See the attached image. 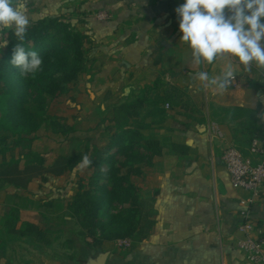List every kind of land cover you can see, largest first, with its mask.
<instances>
[{
    "label": "crops",
    "instance_id": "obj_1",
    "mask_svg": "<svg viewBox=\"0 0 264 264\" xmlns=\"http://www.w3.org/2000/svg\"><path fill=\"white\" fill-rule=\"evenodd\" d=\"M70 1L79 2L86 27L99 32L95 38L104 53L98 70L108 67L114 81L128 80L134 100L145 97L142 132L157 140L161 150L147 169L152 229L143 240H133L127 255L114 258L113 264H252L238 247L244 237L238 226L248 212L264 247V184L254 199L232 187L222 152L234 146L252 163L264 159V138L254 136L255 128L264 131V70L253 65L245 73L233 62L241 85L213 95L193 77L199 71L219 75L228 61L192 62L190 48L179 42L175 10L184 0ZM106 47H115L128 75L118 70V60H108ZM255 140L262 152L251 151ZM8 170L0 169V264L4 224L15 213L10 211Z\"/></svg>",
    "mask_w": 264,
    "mask_h": 264
},
{
    "label": "trees",
    "instance_id": "obj_2",
    "mask_svg": "<svg viewBox=\"0 0 264 264\" xmlns=\"http://www.w3.org/2000/svg\"><path fill=\"white\" fill-rule=\"evenodd\" d=\"M5 35L7 45L0 56V134L6 131L16 138L6 141L0 135V169L3 171L34 154L24 151L27 147L23 142L28 139L18 133L36 129L44 120L45 98L63 94L68 84L84 71L88 37L59 16L37 20L28 26L23 46L36 51L43 63L39 71L22 76L20 70L10 64L14 46L19 41L10 30H6ZM145 100L141 97L128 103L123 120L115 122L114 131H110L101 147H96L90 137L75 138L71 141L70 153L61 156L62 172L73 171L85 155L91 160L90 165L82 167L84 173L77 178L74 193L67 203L82 228L88 248L99 249L104 242L127 237L140 241L152 229L151 211L141 198V187L134 180L161 155L159 142L142 132L144 120L137 121ZM130 119H134V126ZM255 130L256 138H264V131ZM33 161L42 164L41 155L35 156ZM116 205L119 211L110 212ZM17 221V217L11 215L4 224L6 230L39 243H49L47 229L31 222H24L21 229H16Z\"/></svg>",
    "mask_w": 264,
    "mask_h": 264
},
{
    "label": "rangeland",
    "instance_id": "obj_3",
    "mask_svg": "<svg viewBox=\"0 0 264 264\" xmlns=\"http://www.w3.org/2000/svg\"><path fill=\"white\" fill-rule=\"evenodd\" d=\"M78 3L70 0H28L29 25L42 18L59 16L88 37L85 41L84 71L68 84L63 94L45 98L44 120L36 129L18 133L28 139L23 142L27 147L24 151L30 150L34 154L21 158L16 166L8 170L11 174L8 177L10 211H15L11 214L47 229L49 243H39L5 230L2 234L6 243L3 264H100L99 260L104 255V264H113L114 258H124L133 246V240L127 248L119 247L114 240L105 246H102L103 243L99 249L88 248L77 218L72 216L67 207L77 178L84 172L80 165L71 172H62L64 164L61 156L70 153L71 141L75 138L90 137L96 147H101L110 131H114L115 122L123 120L128 103L134 101V94L127 85L128 80L114 81V76L107 74L108 67L98 70L104 53L98 46L101 41L95 38L99 32L93 27H86ZM4 49L0 48V56ZM114 49L106 47L111 56L108 60H118V70H124L127 74V67L120 62ZM139 111L137 121H143L144 106ZM130 122L135 125L134 119H130ZM69 129L73 131L68 132ZM0 135L6 141L16 138V135L6 131ZM20 149L17 148L16 152ZM38 155H41L42 164L33 161ZM134 180L141 187V198L148 202L151 182L147 169ZM147 180L149 183L146 185ZM11 183L18 184L19 189L15 190ZM13 202H18L19 209L11 205ZM119 209L116 205L110 212L116 213ZM20 219L15 225L16 229L23 226ZM87 240L91 241L90 238Z\"/></svg>",
    "mask_w": 264,
    "mask_h": 264
},
{
    "label": "clouds",
    "instance_id": "obj_4",
    "mask_svg": "<svg viewBox=\"0 0 264 264\" xmlns=\"http://www.w3.org/2000/svg\"><path fill=\"white\" fill-rule=\"evenodd\" d=\"M175 11L182 33L179 42L190 48L194 64L228 61L219 75L195 73L193 80L203 89L223 95L237 75L233 62L243 66L245 73L251 72L253 65L264 70V0H184ZM29 24L28 0H0V48L6 47L5 30H10L19 41L10 64L22 76L39 71L43 63L36 51L23 46ZM260 119L264 120V113ZM90 164L87 155L81 157L80 167Z\"/></svg>",
    "mask_w": 264,
    "mask_h": 264
},
{
    "label": "built area",
    "instance_id": "obj_5",
    "mask_svg": "<svg viewBox=\"0 0 264 264\" xmlns=\"http://www.w3.org/2000/svg\"><path fill=\"white\" fill-rule=\"evenodd\" d=\"M240 79L235 78L229 87H239ZM251 151L262 152L258 141H254ZM222 161L229 173L232 187L250 192L251 197L257 198L264 184V159L255 163L245 159L241 152L234 146L226 147L222 152ZM238 230L244 235L239 240L238 247L252 264H264L263 241L254 235L255 228L248 212L242 213V222ZM131 243L130 238L117 239L119 247L127 248Z\"/></svg>",
    "mask_w": 264,
    "mask_h": 264
},
{
    "label": "water",
    "instance_id": "obj_6",
    "mask_svg": "<svg viewBox=\"0 0 264 264\" xmlns=\"http://www.w3.org/2000/svg\"><path fill=\"white\" fill-rule=\"evenodd\" d=\"M99 262H100V264H104V262H105V255H104V257H102V258L99 260Z\"/></svg>",
    "mask_w": 264,
    "mask_h": 264
}]
</instances>
